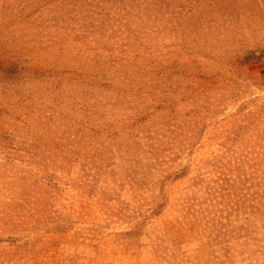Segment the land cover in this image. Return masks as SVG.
Returning a JSON list of instances; mask_svg holds the SVG:
<instances>
[{"label":"rangeland","instance_id":"rangeland-1","mask_svg":"<svg viewBox=\"0 0 264 264\" xmlns=\"http://www.w3.org/2000/svg\"><path fill=\"white\" fill-rule=\"evenodd\" d=\"M0 264H264V0H0Z\"/></svg>","mask_w":264,"mask_h":264}]
</instances>
